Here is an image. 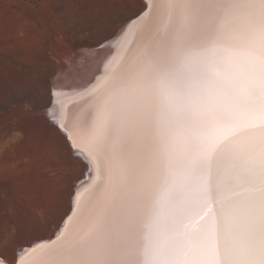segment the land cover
Returning <instances> with one entry per match:
<instances>
[{"label":"snow or ice","instance_id":"1","mask_svg":"<svg viewBox=\"0 0 264 264\" xmlns=\"http://www.w3.org/2000/svg\"><path fill=\"white\" fill-rule=\"evenodd\" d=\"M154 10L69 136L97 195L34 264H264V0Z\"/></svg>","mask_w":264,"mask_h":264},{"label":"rangeland","instance_id":"2","mask_svg":"<svg viewBox=\"0 0 264 264\" xmlns=\"http://www.w3.org/2000/svg\"><path fill=\"white\" fill-rule=\"evenodd\" d=\"M143 9L141 0H0V257L7 261L56 232L85 173L47 112L54 77Z\"/></svg>","mask_w":264,"mask_h":264},{"label":"bare ground","instance_id":"3","mask_svg":"<svg viewBox=\"0 0 264 264\" xmlns=\"http://www.w3.org/2000/svg\"><path fill=\"white\" fill-rule=\"evenodd\" d=\"M141 1L144 3V9L127 22L113 40L101 47L82 49L79 52V63L75 64L71 59L68 60L65 68L59 70L53 79V94L51 106L47 110L48 115L64 136L71 152L83 161L85 173L72 189L69 211L61 219L56 232L47 239L34 242L35 245L31 248L55 241L66 225L75 223L78 219L79 207L97 195L96 187L100 183V179L95 166L89 162L86 152L80 153L71 148L72 141L69 136L78 133L77 122L82 111L94 102L89 99L90 96L94 95V90L95 93H99L108 78L140 48L143 30L153 20L155 16L154 5L157 3V0ZM62 125H67V128L62 127ZM53 236L55 237L52 239ZM39 241L43 242L37 243ZM29 246L20 249L15 255L14 261H8V264H17L18 259L19 264H34L38 254L30 253L31 248H28Z\"/></svg>","mask_w":264,"mask_h":264},{"label":"water","instance_id":"4","mask_svg":"<svg viewBox=\"0 0 264 264\" xmlns=\"http://www.w3.org/2000/svg\"><path fill=\"white\" fill-rule=\"evenodd\" d=\"M54 237H55V236H53L52 239H53ZM43 241H44V240H43ZM43 241H39V242H37V243H40V242H43ZM33 245H35V244L30 245L28 248H31Z\"/></svg>","mask_w":264,"mask_h":264}]
</instances>
